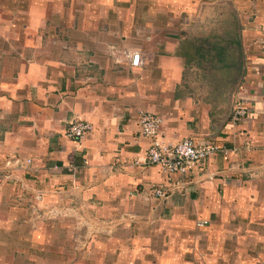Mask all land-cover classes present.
Instances as JSON below:
<instances>
[{
  "label": "crops",
  "instance_id": "obj_1",
  "mask_svg": "<svg viewBox=\"0 0 264 264\" xmlns=\"http://www.w3.org/2000/svg\"><path fill=\"white\" fill-rule=\"evenodd\" d=\"M92 2L0 0V264H34L36 244L59 253L34 238H47L50 209L71 236L78 225L91 237L86 264H233L262 251L263 36L241 35L235 20V38L146 37L132 68L133 48L91 19ZM218 40L219 60L208 50ZM142 113L161 119L169 150L185 137L220 149L168 179L144 162ZM75 119L91 125L79 142L64 134ZM15 157L19 167L4 166Z\"/></svg>",
  "mask_w": 264,
  "mask_h": 264
},
{
  "label": "rangeland",
  "instance_id": "obj_2",
  "mask_svg": "<svg viewBox=\"0 0 264 264\" xmlns=\"http://www.w3.org/2000/svg\"><path fill=\"white\" fill-rule=\"evenodd\" d=\"M91 1H93L91 19L117 27L116 33L125 36V44L133 49L138 47L146 37L160 41L169 36V32H176L183 40L204 39L212 34L222 36L226 30L230 29L232 17L237 21L241 35L252 38L260 35L259 38L262 36L264 38V0ZM122 25H124L123 28H121ZM4 33L7 34L1 26L0 36ZM8 43L17 50L16 44L11 41ZM263 44L264 42H260V46ZM189 46L182 45L186 48ZM2 47L0 44V50ZM8 49L12 51L11 48L8 47ZM40 206L43 205L36 203L37 210ZM45 216L46 219L53 221V226L51 224L47 226V238L43 233L45 231L42 232L40 229L36 232L43 235L34 238L40 243H45L44 241L47 240L52 244L51 248L59 253L42 252L44 247L36 244V251L30 252L34 264H42L45 261L55 264H65V261L71 264L88 263V257L96 253L91 251V247H94L93 242L89 240L91 237L84 236L83 226L77 225L79 231L71 236V231L67 232L63 228L60 212L50 209ZM258 239L264 241V238ZM259 248L263 250L244 252L237 254L238 256L232 254L230 258L233 264H237V261L239 264H264V244L259 245Z\"/></svg>",
  "mask_w": 264,
  "mask_h": 264
},
{
  "label": "built area",
  "instance_id": "obj_3",
  "mask_svg": "<svg viewBox=\"0 0 264 264\" xmlns=\"http://www.w3.org/2000/svg\"><path fill=\"white\" fill-rule=\"evenodd\" d=\"M128 63L132 68L141 66V53L138 49L126 50ZM245 113L244 108H237L232 114V119L237 120ZM160 118L151 113H142L139 117V132L150 138V144L146 150L144 162L147 165L156 166L160 172L168 179L174 175L186 176L195 170L202 160L210 157L220 149L219 145L214 143H195L189 137H185L175 143L171 150L161 142L159 138ZM91 130V125L81 119H75L66 123L64 134L66 137L81 141ZM29 162V160H28ZM5 166L19 167L20 158H10L5 162ZM151 195L166 197V193L160 187H152Z\"/></svg>",
  "mask_w": 264,
  "mask_h": 264
},
{
  "label": "trees",
  "instance_id": "obj_4",
  "mask_svg": "<svg viewBox=\"0 0 264 264\" xmlns=\"http://www.w3.org/2000/svg\"><path fill=\"white\" fill-rule=\"evenodd\" d=\"M231 22V25H232V28L230 29V31L228 32L227 30V35L228 37H232L235 38L236 37V21L235 19L232 17V20L230 21ZM224 37H227L226 35H224ZM204 42H206V39L203 40ZM207 43V42H206ZM235 43H237V41H235ZM208 50L209 51H212L214 52V57L216 59H221L222 56L224 55L223 51H224V48L221 44V42L218 40V42L216 41H212L210 43H208Z\"/></svg>",
  "mask_w": 264,
  "mask_h": 264
}]
</instances>
